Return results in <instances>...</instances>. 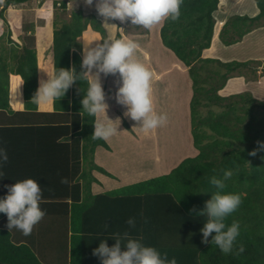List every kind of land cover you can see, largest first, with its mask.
Returning a JSON list of instances; mask_svg holds the SVG:
<instances>
[{"label": "trees", "instance_id": "1", "mask_svg": "<svg viewBox=\"0 0 264 264\" xmlns=\"http://www.w3.org/2000/svg\"><path fill=\"white\" fill-rule=\"evenodd\" d=\"M0 1L3 18L6 9L31 0ZM254 1L258 8L256 16L234 15L225 22L219 34L224 45L235 44L264 25V0ZM218 2L183 0L179 19L165 20L160 27L163 46L188 68L192 83L190 131L197 154L184 158L166 174L98 195H93L90 188L95 179L83 172L81 180L75 183L40 181L45 201L41 207L46 212L43 219L49 218L51 223L59 219L66 231V241L60 246L65 262L54 264H101L93 249L101 239L114 243L109 235L125 231L156 247L169 261L175 259L176 264H264V148L258 144L264 142V100L254 98L250 92L218 94L233 72L253 61L201 58L202 51L211 45L213 13ZM60 5L65 7V3ZM88 26L100 33L101 40L108 39L100 20L81 10L73 11L68 22L53 28L52 67L75 64L81 70V37ZM48 34L39 37L40 57L46 38L43 36ZM85 40H94L93 35L85 33ZM37 62L33 47L16 45L0 50V140L48 142L64 145L70 153L74 144L83 150L84 165L87 163L91 170L111 176L93 162L95 148L108 147L104 140L91 136L95 118L80 112L83 93L79 88L86 91L87 82L81 79L73 84L65 97L52 106L53 110L38 111V103L32 98L39 86V75L46 74L43 69H48V61L40 70ZM261 74L264 75V64ZM21 81L24 82L18 87ZM19 103L23 109H18ZM215 106L219 110L213 109ZM253 149H257L255 156L249 155ZM225 169L233 171L226 190L243 196L240 207L226 221L229 225L234 221L240 224V235L228 254L214 243H201L199 230L204 218L190 211L204 207L211 193L201 192H214L209 180L214 175L222 176ZM38 170L36 167L35 171ZM10 183L0 179V196L7 193L6 185ZM129 217L136 220L134 229H129L126 223ZM6 225L7 217L0 213V264H51L43 261L36 249L24 242L23 236V241H16L15 229L8 230Z\"/></svg>", "mask_w": 264, "mask_h": 264}, {"label": "clouds", "instance_id": "2", "mask_svg": "<svg viewBox=\"0 0 264 264\" xmlns=\"http://www.w3.org/2000/svg\"><path fill=\"white\" fill-rule=\"evenodd\" d=\"M183 0H97L95 8L100 23L103 25H117L130 22L132 25L142 26L151 30L165 20H178ZM69 2H67L68 4ZM88 6L93 0H84ZM119 26V25H118ZM121 27V26H120ZM82 59L80 71L75 64L68 67L55 66L43 69L47 79H42L32 99L37 103L54 106L57 101L65 97L69 88L81 79L87 82L86 91L80 100L83 111L87 116L95 118L93 139L108 141L119 131L121 120L119 117L111 119L107 115L109 107L106 94L101 83L104 76L119 75V86L115 93L116 101L126 108L124 115L136 122L141 132L148 135L151 131L167 123L166 113H157L153 99V71L136 58L139 44L132 39L116 38L115 29L111 38L101 40L97 36L94 40L82 42ZM21 81L18 87L23 83ZM17 87V89H18ZM264 148V142H258ZM257 149L249 155L255 156ZM9 159L7 150L0 147V166ZM264 159V157H262ZM233 176L231 169H225L222 176H212L209 183L214 186L211 198L205 201L202 209H191L196 215L203 217L201 243H214L217 248L228 254L232 251L240 235V224L226 223L227 219L240 207L243 201L241 193L227 191V181ZM0 177L3 173L0 172ZM2 179V178H0ZM62 183H68L63 178ZM7 193L0 196V213L7 217L8 230H18L24 236H30L34 227L43 219L46 212L41 207L44 203L43 192L39 180L27 177L6 185ZM129 229H134L136 220L129 217L126 221ZM108 225H105V230ZM214 233V235H213ZM114 243L109 246L107 238L101 239L99 246L93 249V255L100 258L101 264H176L175 259L168 260L156 247L146 245L142 238H135L129 231L110 234ZM211 237V240H209ZM244 249L241 247L240 251Z\"/></svg>", "mask_w": 264, "mask_h": 264}, {"label": "crops", "instance_id": "3", "mask_svg": "<svg viewBox=\"0 0 264 264\" xmlns=\"http://www.w3.org/2000/svg\"><path fill=\"white\" fill-rule=\"evenodd\" d=\"M257 13H258V8L254 0H219L217 10L213 13L215 19L213 37L211 40L210 47L202 51V57L218 59L222 62L253 61V63H251L249 66L244 67L245 70L243 73H237L235 75L233 74V76L227 81L224 88L220 90L219 94L222 96H227L230 94H236L241 92H250L254 98L258 100H264V75L259 74L260 69L264 64V25L253 29L252 31L247 33L242 38L241 41L232 45H228V46L224 45L219 38V34L222 27L224 26L228 18H230L231 16L247 15L249 17H253L256 16ZM95 15L97 16L96 13ZM98 19L101 21L102 18L100 17ZM114 23H116L117 25L102 24L106 29L108 39L111 38L114 29L116 34H120V38H124L125 36L120 32L119 28L120 29L122 27L126 28L130 25V23L125 22L126 24L125 23L121 24L119 21H114ZM162 23L163 22L159 24L160 27ZM155 26L156 25H154L153 27ZM160 27H158L157 37L161 43ZM35 28L37 35L36 36L37 39L35 43L37 44L36 50H38V57H37L38 69L40 70L41 65H44V62L46 61H48L46 63V67L51 68L52 57L50 58V55H48L46 52L44 53L43 51L41 53L42 57H40L39 29L44 28V26L37 25L35 26ZM151 30L147 29V31L145 32L143 31L131 32L127 30L128 33L129 34L131 33L132 35V36L128 35V38L130 39V37H133L134 39H137L136 35H140L141 38H146L147 44H149V40H151L150 38ZM85 33H89L93 35L94 39H96L97 36H99V38L101 39V35L99 34V32L94 31L90 26H88V28L83 32L82 42L84 41ZM82 48H83V44H82ZM142 52H143L142 54L145 57V60L148 62L150 53L144 49H142ZM171 53L173 54L172 51ZM165 62H166L165 58L162 55H160L158 58L159 64L157 65V67L153 65L151 68L152 71L156 73L154 75V77L156 78L155 84H153L154 101H156L155 96L159 92H163L164 95L169 96V93L172 91L171 85H174V90L176 94L179 95L177 78L182 77V75L187 80L186 81L187 87L185 89L186 90L185 99L187 102L188 100L190 101L189 98H191L192 95V90H191L192 83L190 78H189L190 82L188 80L189 75L187 76L188 74L187 67L181 61H179V59L175 55L172 58V63L170 65L164 64ZM258 64H262V65L258 66ZM155 68H157V71H155ZM177 68H179L178 71L179 75H177L176 78L175 76H173L171 72L173 69L177 71ZM255 72H257L259 76L256 77ZM165 75H168L169 77L168 84L158 89L157 93L155 94L154 87L156 85L157 80L164 79ZM172 78H176V80ZM42 79H47V75L45 74V77L44 76L41 77V75H39V83ZM118 86H119V78L117 80V85L114 83L113 86L110 85V88L106 93V101L109 105L107 109V115L109 116V118L113 120L116 119L117 117L120 118L121 123L118 128L119 132L117 134L129 133L128 129L126 131L125 129L126 126L124 125V122L121 119V117L118 114H115L114 111L115 105L113 102H115L114 100H116L115 93ZM17 107L18 109H23V104L19 103ZM37 107H38V111L53 110L52 106H49L45 103H38ZM120 114L122 115L123 113L120 112ZM187 132L189 133L187 135V140L189 137V139H191V142L193 143L191 131H190V119H189V125H187L185 133ZM119 146L121 147V152H118ZM0 147L5 148L9 156L8 161L2 166H0V169H2V173H3L2 179L4 180V182L5 181L11 182L10 185L13 184L16 180H22L27 177L35 178L39 180V182L52 181L57 183L61 182L63 178H67V181L71 180L72 183H75L76 181L81 180V175L83 172L84 174L87 173L86 175L88 177H93L95 179V182H92L90 188H91V193L93 195H98V194H102L103 192H108L111 190H115L127 186L132 183L149 179L143 177L142 169H138L140 171H136V167L131 174L130 164L127 160L128 159L127 150H124L122 148V143L116 142L114 145H112V147L108 145V149L103 146H97L94 150L93 162L98 166L102 167L108 173H110L111 176L106 175L105 173H102L101 171H98L96 169L91 170L90 166L87 163L86 165H84V163H82L84 160L83 150L80 146L75 148L74 144L72 146L73 151L71 153L66 151L67 148L64 145L58 146V144L53 145L48 142L44 144V142H39V141L36 143H30V142L12 143L11 139H8L7 141L0 140ZM157 165H160V162H157ZM36 167L39 168L38 171H35ZM163 174L166 173H160L157 176ZM131 175L139 176V177L137 179H133L132 181H130L128 178ZM54 191L56 192V190ZM62 191L64 192V189H62ZM4 193L5 192H3V194ZM15 231H16L14 233L15 240L19 242L23 241L22 240V236H23L25 238L24 242L31 244L36 249L39 257L43 261L51 264H54L53 262H58V261H62V263L65 262L63 261L65 253L60 246L62 247L64 246L63 244L66 241L65 238L66 231L64 229L63 224H60L59 219L58 220L56 219L55 222L51 223L49 218H44L34 227L32 234L30 236H24L20 231L18 230ZM112 242L113 241H108L107 243L109 246H111L113 244Z\"/></svg>", "mask_w": 264, "mask_h": 264}, {"label": "rangeland", "instance_id": "4", "mask_svg": "<svg viewBox=\"0 0 264 264\" xmlns=\"http://www.w3.org/2000/svg\"><path fill=\"white\" fill-rule=\"evenodd\" d=\"M67 2L69 3L67 4ZM96 2L97 0H93V5L88 6L84 3V0H31L30 2L24 4L13 5L11 8L6 9L3 12V18L0 17V50H2V48L8 49L16 45L19 48L28 46L33 47L36 50L37 44L35 42L37 39V35L35 26L43 25L44 28L39 29V36L41 37L48 32L50 33V35L48 34L46 36H43V38L46 37L47 39L44 38L45 41L42 42L44 47L43 52H46L48 55H50L51 58L52 56L50 44L53 28L59 27L63 22H68L70 20L71 13L77 10H81L85 15H94L96 18H100L97 17L98 14L95 8ZM62 3H65V7H62L60 5ZM95 13L97 14V16L95 15ZM158 27H160L159 24L155 27H152V30L150 31L151 40H149V44H147V39L141 38L140 35H136L137 39L130 37V39L133 38L132 40L139 44L136 58L140 59V61L150 69L153 65L157 67V65L159 64L158 58L160 55L165 58L166 62L164 64L166 65H170L172 63V58L174 57L171 51L165 48L160 43V40H158ZM119 30L126 39H129L128 35L132 36L131 33L129 34L127 30L131 32L147 31V29L143 28L142 26L132 25L131 23L128 27H122L121 29L119 28ZM142 49L150 53L148 62L145 60V57L142 54ZM36 53L38 57V50H36ZM201 58L207 59L202 57V54ZM261 65L262 64H258V66ZM262 68L260 69L259 74L262 73ZM220 69L221 71H225L222 68ZM244 70L245 68H241L238 71L233 72L232 74L235 75L237 73H243ZM155 71H157V68H155ZM178 71L179 68H177V71L173 69L171 73L177 78V75H179ZM155 74L156 73H154V75ZM259 74L255 72L256 77L259 76ZM118 78V74H109L108 76H104L103 74H101L102 85L103 87H105V94L110 88V85L113 86V83L117 85ZM168 78V75H165L164 79L157 80L154 87L155 94L157 93L158 89L168 84ZM176 78L172 79L176 80ZM155 79L156 78L154 77L153 84H155ZM177 79L179 95L176 94L174 85H171L172 91L169 93V96L164 95L163 92H159L158 94H156L154 108L158 114L166 113L168 116V120L164 126L151 131L148 135H144L138 127H134L136 125V122L132 121L130 118L124 115L126 111V108L124 106L119 104L116 100H114L115 102H113L115 105V114H118L121 117L124 125L126 126L125 129L126 131L128 129L129 133L116 134L107 142H105L110 147H112V145H114L116 142L122 143V148L124 150H127V160L130 164L131 174L136 167V171H140L138 169L143 170V177H154L159 175L160 173L169 172L171 169L176 167L177 164L186 156H194L196 154L197 149L191 142V139H189L188 137L187 140L189 131L187 130L188 132L185 133L190 119V101L188 100L187 102L185 99L187 80L185 77H183V75L182 77H179ZM188 80L190 82L189 76ZM219 93L220 90L218 91V94ZM213 109L219 110V107L215 106ZM119 111L123 114L121 115ZM105 148L108 149V147ZM118 149V152H121L120 146L118 147ZM157 162H160V165H157ZM138 177L139 176L131 175L128 179L132 181L133 179H137Z\"/></svg>", "mask_w": 264, "mask_h": 264}]
</instances>
